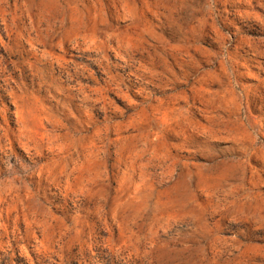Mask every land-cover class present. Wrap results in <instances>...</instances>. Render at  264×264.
Wrapping results in <instances>:
<instances>
[{
	"label": "rangeland",
	"instance_id": "rangeland-1",
	"mask_svg": "<svg viewBox=\"0 0 264 264\" xmlns=\"http://www.w3.org/2000/svg\"><path fill=\"white\" fill-rule=\"evenodd\" d=\"M0 264H264V0H0Z\"/></svg>",
	"mask_w": 264,
	"mask_h": 264
}]
</instances>
